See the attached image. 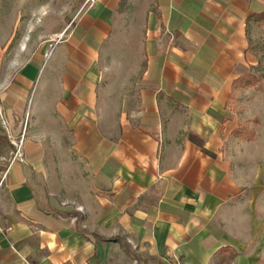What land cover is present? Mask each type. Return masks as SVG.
I'll list each match as a JSON object with an SVG mask.
<instances>
[{
  "label": "crops",
  "instance_id": "obj_1",
  "mask_svg": "<svg viewBox=\"0 0 264 264\" xmlns=\"http://www.w3.org/2000/svg\"><path fill=\"white\" fill-rule=\"evenodd\" d=\"M263 11L92 0L1 75L0 264H264Z\"/></svg>",
  "mask_w": 264,
  "mask_h": 264
},
{
  "label": "rangeland",
  "instance_id": "obj_2",
  "mask_svg": "<svg viewBox=\"0 0 264 264\" xmlns=\"http://www.w3.org/2000/svg\"><path fill=\"white\" fill-rule=\"evenodd\" d=\"M91 2L92 0H0V76L14 75L37 49L48 50L57 36ZM250 36L251 51L257 61L250 69L255 82L251 85H244L243 82L242 86L264 91V21L256 20L251 26ZM115 73L116 71L113 74L112 71L108 72L105 81Z\"/></svg>",
  "mask_w": 264,
  "mask_h": 264
},
{
  "label": "built area",
  "instance_id": "obj_3",
  "mask_svg": "<svg viewBox=\"0 0 264 264\" xmlns=\"http://www.w3.org/2000/svg\"><path fill=\"white\" fill-rule=\"evenodd\" d=\"M0 117L2 119V125L4 127L5 134L10 138L11 143L14 146V160H19L20 162H25L24 154H23V146H24V139H25V132L23 131L18 137H12L10 133V129L8 128L6 121L3 117V114L0 110Z\"/></svg>",
  "mask_w": 264,
  "mask_h": 264
},
{
  "label": "trees",
  "instance_id": "obj_4",
  "mask_svg": "<svg viewBox=\"0 0 264 264\" xmlns=\"http://www.w3.org/2000/svg\"><path fill=\"white\" fill-rule=\"evenodd\" d=\"M252 17L255 19V20H261V21H264V11L263 12H260V13H257V14H254L252 15ZM238 82H241L243 83L244 82V85H251L255 82V78L254 76H252L250 73L249 74H245L243 75L240 80ZM193 139L194 136H191Z\"/></svg>",
  "mask_w": 264,
  "mask_h": 264
}]
</instances>
